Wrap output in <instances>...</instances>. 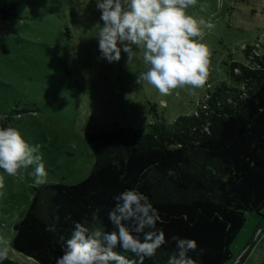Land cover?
Wrapping results in <instances>:
<instances>
[{
    "label": "rangeland",
    "instance_id": "obj_1",
    "mask_svg": "<svg viewBox=\"0 0 264 264\" xmlns=\"http://www.w3.org/2000/svg\"><path fill=\"white\" fill-rule=\"evenodd\" d=\"M188 12L215 25L203 40L212 53L209 76L203 88L161 95L147 82L137 83L147 67L141 58L129 64L122 52L119 62L101 59L96 25L104 22L97 0H0V124L6 120L27 142L40 145L45 184L76 183L90 174L92 134L117 127L145 133L157 118L172 123L192 115L221 83L238 85L230 66L252 63L246 48L264 56V0H198ZM32 171L23 180L5 175L0 197V237L9 241L6 258L18 264H39L11 246L14 225L41 186ZM246 218L231 246V264L243 255L238 264H264V230L257 232L264 219L251 212Z\"/></svg>",
    "mask_w": 264,
    "mask_h": 264
},
{
    "label": "trees",
    "instance_id": "obj_2",
    "mask_svg": "<svg viewBox=\"0 0 264 264\" xmlns=\"http://www.w3.org/2000/svg\"><path fill=\"white\" fill-rule=\"evenodd\" d=\"M251 51L246 48L247 56L254 54L252 63L230 66L238 85L221 83L194 114L172 123L157 118L145 133L117 127L92 134L90 174L76 183L36 187L14 225L12 248L39 264H57L76 223L113 231L114 196L136 189L159 211L163 223L157 228L168 241L144 264H167L174 235L197 242L189 255L198 264H231V246L246 214L264 219V56ZM0 127L13 126L4 120ZM0 264L18 263L4 258Z\"/></svg>",
    "mask_w": 264,
    "mask_h": 264
},
{
    "label": "clouds",
    "instance_id": "obj_3",
    "mask_svg": "<svg viewBox=\"0 0 264 264\" xmlns=\"http://www.w3.org/2000/svg\"><path fill=\"white\" fill-rule=\"evenodd\" d=\"M197 3L198 0H97L104 22L103 26L96 25L101 59L119 62L122 52L127 54L129 64L141 58L147 67L137 83L147 82L161 95L177 89L203 88L212 54L203 40L205 30L215 25L189 14L188 9ZM30 167L36 186L47 183L40 145L27 142L16 128L0 127V197L5 195V175L23 180ZM114 200L115 206L109 212L114 230L104 232L99 227L76 223L57 264H144L146 257L156 256L168 241L165 232L157 228L163 220L149 197L131 189L114 196ZM171 241L175 252L167 264H198L189 255L197 250L195 240L174 235ZM8 245L9 241L0 237V259L7 257ZM118 247L137 259L117 252Z\"/></svg>",
    "mask_w": 264,
    "mask_h": 264
},
{
    "label": "water",
    "instance_id": "obj_4",
    "mask_svg": "<svg viewBox=\"0 0 264 264\" xmlns=\"http://www.w3.org/2000/svg\"><path fill=\"white\" fill-rule=\"evenodd\" d=\"M263 229H264V225L263 226H260L257 232L260 233L261 231H263ZM243 256H241L240 258L238 257V259L236 258L235 261H236L237 264L241 262Z\"/></svg>",
    "mask_w": 264,
    "mask_h": 264
}]
</instances>
